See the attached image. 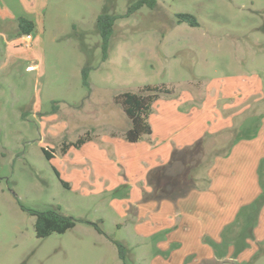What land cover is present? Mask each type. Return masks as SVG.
<instances>
[{
  "label": "rangeland",
  "instance_id": "374dc122",
  "mask_svg": "<svg viewBox=\"0 0 264 264\" xmlns=\"http://www.w3.org/2000/svg\"><path fill=\"white\" fill-rule=\"evenodd\" d=\"M141 1L47 0L35 48L21 46L26 55L16 63L6 61L0 40V264H122L112 241L124 247L125 264H264V91H256L264 87V0L136 7ZM102 14L116 17L104 61L95 28ZM177 14L192 15L198 26L178 23ZM28 58L37 71L24 70ZM84 67L89 88L81 81ZM147 86L170 91L160 101H213L229 128L205 147L229 157L212 159L214 170L226 168L220 183L221 174L211 173L212 195L222 200L207 196L212 220L195 210L180 226L179 218L165 220L170 229L161 237H137L130 216L59 182L75 184L61 145L85 134L120 138L129 121L114 98ZM245 87L255 90L248 96ZM207 126L215 131L221 122ZM193 160L202 163L198 155ZM54 209L76 225L36 238L28 211Z\"/></svg>",
  "mask_w": 264,
  "mask_h": 264
},
{
  "label": "crops",
  "instance_id": "0c3cea01",
  "mask_svg": "<svg viewBox=\"0 0 264 264\" xmlns=\"http://www.w3.org/2000/svg\"><path fill=\"white\" fill-rule=\"evenodd\" d=\"M46 1L8 0L6 3L5 0H0V40L6 46L5 56H3L8 63L21 61L26 55L25 51L19 49L22 46L20 42L22 36H16L17 19L23 17L34 22L35 30L32 40L28 47H23L29 50L35 48L34 35L38 33L36 19L45 10ZM28 62L34 64L33 59L28 58ZM34 65V71H37L38 66ZM261 87H257L256 91L259 92L260 89L264 91V87ZM251 89L252 92L250 88L245 87L248 96L255 90V88ZM223 97L228 98L226 95ZM188 98L158 100L148 117L151 135L140 142L132 144L114 134H101L95 139L90 137L91 140L86 141L79 148L71 147L64 154L61 153L63 157L61 160L68 161L66 167L70 168H68L69 180L75 183L73 185L67 179H60L66 184V189H75V191L81 189L80 191L86 194L84 197H93V202L98 205L109 204L115 213L130 216L131 222L135 225L137 237H154L155 235L161 237L170 229L164 224L165 220L174 223L176 218H179L177 225L180 226L181 221L190 219V212L194 213L195 210L204 209L206 211L204 214H209L207 196H210V201H222L218 196L212 195L211 173L221 174L220 183L223 180V173L226 172L225 167L220 166L219 170H214L210 164L209 168L203 172L205 180L201 185L191 184L192 188H187L188 196L178 201L154 198L152 188L146 180L151 170L167 164L174 150L193 145L206 136L204 133L212 135L229 129L228 123L222 121L220 115L214 110L216 107L212 108L213 101L211 103L205 101L198 106L196 104L187 105ZM226 106L224 105V109L233 107ZM37 110L35 109V112ZM153 113L155 114L152 115ZM219 122L221 126H218L217 130H209L207 125L210 124L211 128ZM128 127L129 125L126 129ZM72 150L75 152L72 153ZM75 153L78 155L77 159L73 156ZM228 158L227 155L225 159ZM217 160L224 159L221 156L216 157L214 163ZM180 170L176 168L175 174H179ZM208 218L212 220L211 214Z\"/></svg>",
  "mask_w": 264,
  "mask_h": 264
},
{
  "label": "trees",
  "instance_id": "16d2710c",
  "mask_svg": "<svg viewBox=\"0 0 264 264\" xmlns=\"http://www.w3.org/2000/svg\"><path fill=\"white\" fill-rule=\"evenodd\" d=\"M154 2L155 0L141 1L136 5V7H139L143 4H146L148 7H152ZM176 17L178 23H186L190 27L198 26L196 19L192 15L177 14ZM115 20V16L105 14L97 16L95 20V28L100 37V50L103 61L107 56L108 44ZM17 27V37L23 35H32L35 30L34 22L23 17L17 19ZM89 70V67H84L81 70V81L85 88H89ZM163 95H170V91L147 86L139 93L124 92L114 98L115 104L121 107L123 114L129 121V127L121 136L122 140L134 144L144 140L145 138H148L151 135L148 117L152 113L153 105ZM220 133L227 134L228 130L221 131ZM85 135L86 136L77 139L74 143H63L60 149L61 153L64 154L66 150L71 147L79 148L86 141H90V135ZM214 135L212 136L206 134V136L196 141L193 145L181 150H174L167 164L155 168L147 174L146 180L148 185L152 188L154 198L175 201L187 194V188L189 187L191 189V184H194L195 181L196 183H202V181L205 180L203 177V172L209 168L210 164L212 163V159L219 156L226 157L228 155L227 151L215 152L212 155L211 150L205 148L207 141L209 139L212 140ZM113 138L116 137L113 136ZM198 145L201 148L196 150L195 148ZM42 152L45 158L49 160V153L44 149H42ZM196 155L201 157L202 163H198L193 160L194 156L196 157ZM205 161L206 165H204ZM176 168L179 170L181 168L179 174H175ZM59 182L64 188H66V184L63 181L59 179ZM181 190L184 191L182 192ZM28 213L30 216L34 217L33 229L35 236L38 239L46 238L53 233L63 234L71 230L77 222V220L73 217L60 213L58 209L48 210L45 212H35L29 210ZM96 229L99 231V233L101 232L98 228ZM112 242L117 247L118 256L122 261V264H125L124 247L119 242Z\"/></svg>",
  "mask_w": 264,
  "mask_h": 264
},
{
  "label": "built area",
  "instance_id": "2783aa9c",
  "mask_svg": "<svg viewBox=\"0 0 264 264\" xmlns=\"http://www.w3.org/2000/svg\"><path fill=\"white\" fill-rule=\"evenodd\" d=\"M32 40V35H24L21 37V45L24 46V47H28L29 46V43L31 42ZM35 70V65L32 64V65H29L26 67L25 71H28V72H31V71H34Z\"/></svg>",
  "mask_w": 264,
  "mask_h": 264
}]
</instances>
